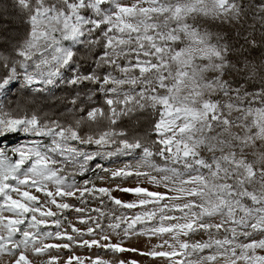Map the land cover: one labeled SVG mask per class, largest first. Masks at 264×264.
<instances>
[{"label":"snow or ice","instance_id":"snow-or-ice-1","mask_svg":"<svg viewBox=\"0 0 264 264\" xmlns=\"http://www.w3.org/2000/svg\"><path fill=\"white\" fill-rule=\"evenodd\" d=\"M234 3L12 0L26 29L0 30V264H109L139 251L131 237L159 241L139 254L165 264H264V190L253 186L264 185V88L228 104L250 117L239 154L202 157L190 135L230 123L216 98L201 99L202 87L233 90L204 80L223 57L195 18L218 21ZM146 112L148 129L130 128Z\"/></svg>","mask_w":264,"mask_h":264},{"label":"clouds","instance_id":"clouds-1","mask_svg":"<svg viewBox=\"0 0 264 264\" xmlns=\"http://www.w3.org/2000/svg\"><path fill=\"white\" fill-rule=\"evenodd\" d=\"M209 6L210 0H209ZM233 8L238 10L229 11L220 20L213 22L210 18H195L198 21L201 29H206L210 33V39L214 43L221 45L222 59L213 61L220 64V69H211L203 73L204 80L218 79L219 81H227L230 83L232 93L226 94L221 92L219 87L212 89L201 88L203 96L201 99L207 100L216 98L219 104L223 117L230 123L226 126L223 120L214 124L211 129L204 125L197 124L195 131L190 133L195 138H203V145L197 148L198 153L202 157H217L220 158L224 155L237 151L239 154V140L247 136L252 128L250 126V117L244 114L243 109L236 107H229V102L233 104H242L244 100L257 99L261 89L264 88V51L261 52L260 57L249 58L245 53L247 49L242 45L240 48H232L226 53L223 51L224 45L232 44L234 41V34L237 32L247 31L244 37L248 42V38L252 36V30L255 29L257 24L264 26V4H256L255 0H235ZM251 9V12L248 10ZM191 22V21H190ZM259 32V29H256ZM217 32L223 34V40L217 41ZM259 40L261 46L264 47V32H259ZM46 46L41 44L40 48L36 51H43ZM37 62H39L37 60ZM207 61H199L198 63H213ZM238 82V83H237ZM203 83V82H202ZM255 86V87H253ZM247 89V90H246ZM188 89L185 88L181 95H186ZM43 103V101H39ZM199 107V104L193 105ZM152 113H144L137 115L131 120L130 128L133 130L140 129L146 131L149 122L154 119ZM249 123L248 127L245 124ZM184 139H188L186 135ZM261 147H264V139L259 141ZM247 155L250 158H255L260 155L259 149L249 147ZM257 167H264V160H259L256 164ZM214 181H209L213 183ZM234 182V181H223ZM261 190H264V185L259 183L253 185ZM223 238V237H222ZM117 264V262H113ZM222 264V262H221Z\"/></svg>","mask_w":264,"mask_h":264},{"label":"rangeland","instance_id":"rangeland-1","mask_svg":"<svg viewBox=\"0 0 264 264\" xmlns=\"http://www.w3.org/2000/svg\"><path fill=\"white\" fill-rule=\"evenodd\" d=\"M256 29H259V32H264V26L257 24L255 26V29L252 30L253 34L251 37L248 38V42H246L244 39V37L247 35V31H242L239 33V35H236V33L234 34L235 38L233 43H235V48H240L243 45L247 49V44H249L250 41L255 42L254 44L252 43V49L257 50V48L255 49V47H259L258 48L259 51L256 56L251 57V55H249L247 52L245 53V55H247L250 59L260 57L261 52L264 51V47L261 46L259 40V32H257ZM124 198L130 199L131 197L125 196ZM222 237L223 234L221 233V235L218 238H222ZM195 238L200 239L201 237H195ZM203 238L207 239L206 236ZM155 243H159V241H157L155 238L149 240L147 237H131L129 239L124 240V245L129 248H137L139 251L127 252L123 254V257L107 256L106 259L109 261V264H113L114 261L117 262L118 259L120 258L137 261V264H165L162 258H157L154 260L150 257L141 256L139 254L140 251H144L146 247H149L151 244H155ZM73 251L75 252L76 255L85 256V257H92L93 254L96 252H100L101 255L104 254L102 250H98L95 248L90 250L87 247H79V246H75ZM70 254L72 253L65 251L64 253L65 258H67V256ZM261 254H264V252H261Z\"/></svg>","mask_w":264,"mask_h":264},{"label":"trees","instance_id":"trees-1","mask_svg":"<svg viewBox=\"0 0 264 264\" xmlns=\"http://www.w3.org/2000/svg\"><path fill=\"white\" fill-rule=\"evenodd\" d=\"M0 10H3V14L0 15V30H6V34H23L26 25L24 23L23 15L19 12L18 8L12 7V0H1ZM252 49V42L247 44V53L252 56H256L259 51V47ZM58 96L66 94V89L61 87L57 93Z\"/></svg>","mask_w":264,"mask_h":264}]
</instances>
